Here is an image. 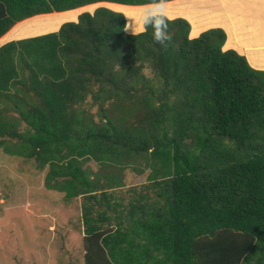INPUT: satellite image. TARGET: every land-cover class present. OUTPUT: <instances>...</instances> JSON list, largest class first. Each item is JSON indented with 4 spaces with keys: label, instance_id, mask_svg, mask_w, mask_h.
<instances>
[{
    "label": "trees",
    "instance_id": "1",
    "mask_svg": "<svg viewBox=\"0 0 264 264\" xmlns=\"http://www.w3.org/2000/svg\"><path fill=\"white\" fill-rule=\"evenodd\" d=\"M99 1L122 12L55 31L37 15ZM178 1L0 0V37L20 20L5 37L37 34L0 45V146L81 197L84 264H264V69L224 0L171 19ZM157 3L165 46L125 29ZM128 168L146 180L128 184Z\"/></svg>",
    "mask_w": 264,
    "mask_h": 264
},
{
    "label": "rangeland",
    "instance_id": "2",
    "mask_svg": "<svg viewBox=\"0 0 264 264\" xmlns=\"http://www.w3.org/2000/svg\"><path fill=\"white\" fill-rule=\"evenodd\" d=\"M176 3L173 6L178 9L171 19L196 15L194 0ZM10 111L17 116L14 108ZM25 127L20 120L18 128ZM8 144L16 142L9 140ZM85 166L99 168L93 160ZM47 170L48 166L39 168L33 158L0 146V264H84L82 199L67 201L63 192L47 188ZM127 171L128 184L146 180V174Z\"/></svg>",
    "mask_w": 264,
    "mask_h": 264
},
{
    "label": "crops",
    "instance_id": "3",
    "mask_svg": "<svg viewBox=\"0 0 264 264\" xmlns=\"http://www.w3.org/2000/svg\"><path fill=\"white\" fill-rule=\"evenodd\" d=\"M107 2L108 1H99L95 3H91L92 5H94L91 9H89V5L91 4H87V5H83V6L73 8L70 10L53 11L51 13H41L37 15H44V18H49V21H48L49 23L57 22V20H59L58 25L55 28L51 29V31H55V30H58L64 22L78 21L80 13H82L83 11L93 12L95 8H97L98 6H107L116 11H121L111 6H108L106 4ZM116 4H120V3H116ZM223 5L225 7V10L229 18L231 19L233 30L236 33L238 43L241 46H243V48H245L247 51L246 56L249 62L257 68H264V0H246V1L245 0H224ZM64 13H69L70 15H73V16L68 17L67 15L69 14L63 15ZM31 17H28V18H31ZM28 18H25V19H28ZM20 21L16 22L5 34H3L0 37V45L12 39L37 35V34H28V35L16 34L13 36L5 37L11 31V29H13L16 25H18V23H20ZM46 32H49V31H46ZM46 32H42V33H46ZM196 35L191 36V37H195ZM247 48L249 49L247 50Z\"/></svg>",
    "mask_w": 264,
    "mask_h": 264
},
{
    "label": "clouds",
    "instance_id": "4",
    "mask_svg": "<svg viewBox=\"0 0 264 264\" xmlns=\"http://www.w3.org/2000/svg\"><path fill=\"white\" fill-rule=\"evenodd\" d=\"M133 18V17H132ZM134 23L129 25L126 24L125 29L131 28L132 34L134 35V27L140 28L141 30L151 27L153 29L152 37L154 41L166 45V42L171 39V35L168 33V18L163 10V5L160 3L154 4L143 10L139 19H134ZM240 53V52H239ZM242 54V53H241ZM264 69V68H260Z\"/></svg>",
    "mask_w": 264,
    "mask_h": 264
}]
</instances>
